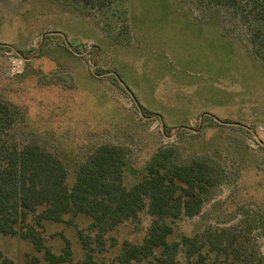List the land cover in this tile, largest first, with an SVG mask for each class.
Returning a JSON list of instances; mask_svg holds the SVG:
<instances>
[{
    "label": "rangeland",
    "instance_id": "obj_1",
    "mask_svg": "<svg viewBox=\"0 0 264 264\" xmlns=\"http://www.w3.org/2000/svg\"><path fill=\"white\" fill-rule=\"evenodd\" d=\"M251 29L231 8L193 0H111L102 10L0 0V101L16 114L12 137L58 157L70 176L96 147H123L127 187L158 149H173L175 163H209L220 185L172 235L196 238L202 260L180 254L175 264H264V52ZM74 223L43 236L56 254L68 242L67 264L83 257L79 232L96 244ZM150 223L143 212L105 234L98 258L112 264ZM0 250L14 264H47L17 237L0 236Z\"/></svg>",
    "mask_w": 264,
    "mask_h": 264
},
{
    "label": "trees",
    "instance_id": "obj_2",
    "mask_svg": "<svg viewBox=\"0 0 264 264\" xmlns=\"http://www.w3.org/2000/svg\"><path fill=\"white\" fill-rule=\"evenodd\" d=\"M91 10L106 8L111 0H64ZM206 6L228 7L250 30L249 43L264 52V3L259 0H193ZM256 51V52H257ZM16 114L0 101V236L28 241L47 264H67L72 250L56 254L45 245L49 226L81 221L95 235V246L81 236L83 257L76 264H106L97 253L105 234L136 220L145 212L151 219L139 244L125 242L112 264H175L178 256L202 260L196 238L174 241V223L201 213L205 202L220 185L221 174L209 163L192 160L175 163L173 149L156 150L143 175L130 186L124 183L128 167L123 147L101 145L75 168L65 164L36 143L18 144L12 137ZM75 224V223H74ZM197 240V241H196ZM98 251V252H97ZM0 264H14L0 250Z\"/></svg>",
    "mask_w": 264,
    "mask_h": 264
}]
</instances>
